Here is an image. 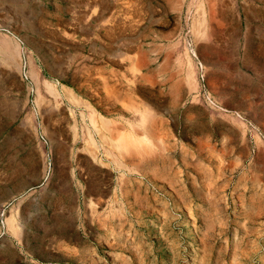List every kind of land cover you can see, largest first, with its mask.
<instances>
[{
    "label": "rangeland",
    "instance_id": "1",
    "mask_svg": "<svg viewBox=\"0 0 264 264\" xmlns=\"http://www.w3.org/2000/svg\"><path fill=\"white\" fill-rule=\"evenodd\" d=\"M28 1L0 264H264V0Z\"/></svg>",
    "mask_w": 264,
    "mask_h": 264
},
{
    "label": "bare ground",
    "instance_id": "2",
    "mask_svg": "<svg viewBox=\"0 0 264 264\" xmlns=\"http://www.w3.org/2000/svg\"><path fill=\"white\" fill-rule=\"evenodd\" d=\"M29 7L31 4L28 0H0V23L6 24L11 20L28 23L27 11ZM4 48L3 50L6 49Z\"/></svg>",
    "mask_w": 264,
    "mask_h": 264
},
{
    "label": "crops",
    "instance_id": "3",
    "mask_svg": "<svg viewBox=\"0 0 264 264\" xmlns=\"http://www.w3.org/2000/svg\"><path fill=\"white\" fill-rule=\"evenodd\" d=\"M105 1L106 0H88V8L93 6L100 8ZM260 38H264V34H260Z\"/></svg>",
    "mask_w": 264,
    "mask_h": 264
}]
</instances>
